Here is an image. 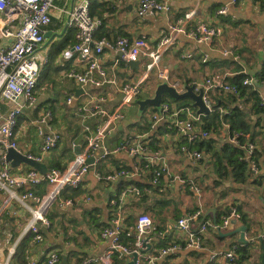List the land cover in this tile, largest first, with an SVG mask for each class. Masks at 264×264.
I'll list each match as a JSON object with an SVG mask.
<instances>
[{"label":"crops","instance_id":"0c3cea01","mask_svg":"<svg viewBox=\"0 0 264 264\" xmlns=\"http://www.w3.org/2000/svg\"><path fill=\"white\" fill-rule=\"evenodd\" d=\"M88 1L92 17L102 21V26L94 34V41L102 37L109 40L120 36L130 39L145 37L149 50L152 51L159 37L167 32L168 26L192 10L196 13L188 27L203 23L212 28L222 29L221 36L214 39L210 45H198L183 36L179 37L177 43L162 55V66L167 68L171 79L180 84L185 82L188 85L199 86L206 80H211L219 87L218 93L211 90L209 98L212 111L216 105L212 94L221 97L223 101L218 102L220 121L213 130L214 133L212 130L207 131L208 136L205 139L212 138V147L219 152L230 129L223 116L230 114V110L235 108L249 126V135L256 151L263 153L257 158L261 174L259 180L251 178L248 183H235L227 173L228 170L226 173L218 172L220 169L216 166L212 152L197 149L196 145L195 149L202 153L203 159L198 162L186 157L179 150L182 144L190 145L185 138L175 132H169L165 123H160L155 130H149V115L157 111L154 108H147L144 113L139 114L137 106L131 104L122 106L118 86L108 83V87H91L90 91L96 96L103 97L102 106L107 111L121 110L125 116L124 121L116 126L115 131L107 139L109 147H114L133 136L144 135L153 154L159 158L157 165L165 164L172 175L191 181L198 190L196 192L189 185H181L170 176H164L158 187L150 185L149 175L133 180L141 184L142 188H149L151 193L141 199H133L126 205L123 225H133L138 215L143 213L151 218L155 228L161 229L159 235L162 238L155 237L156 233L153 235L149 252L170 244L182 245L186 235L177 222L197 210H201L202 217L211 223L214 219L219 223L224 213L228 214L232 209L237 210L245 221L231 220L228 228L223 231L209 230L203 237L200 250L181 247L173 255L160 260V264H225L223 260L210 262V253L228 252L234 248L249 253V256H244L241 264H260V246L264 244V112H255L253 106L256 101L250 92L251 89L245 87L242 95L240 93L233 95L220 86L230 84L229 80L232 77L242 73L247 75L246 79H251L256 84L255 87L264 90V8L258 4L262 0H241L236 6L228 9L226 16L217 14L225 0H157L168 5L169 10L152 17L136 15L140 0ZM73 2L76 0L55 2L50 10L51 23L44 28L45 41L37 52L41 73L34 89L35 107H27L21 99L17 102L18 106L23 105V108L16 118L14 136L17 152L25 156L42 155V140L35 128L39 111L49 110L53 115L51 129L59 133L61 138L58 145L42 155V161L38 162L47 170L65 168L75 158L76 146L80 148V152L84 151L86 140L82 133L83 126L94 128L100 122L97 117L82 121L78 109L87 102L86 96L76 95L78 85L62 76L64 71L71 69L82 72L81 64L61 58L62 51L74 43L75 31L65 27V11ZM3 19L4 15L0 13V26ZM117 57L116 52L108 49L98 56L101 68L108 79H115L118 84H123L141 78L148 61L147 57L141 56L139 59L141 73L131 69L128 64L120 63L114 66ZM42 79H45L43 83ZM144 83H147L146 91L153 93L155 85L159 82L155 74L151 73ZM150 95L146 94L147 97ZM69 98L71 102L68 104ZM164 98L162 103H166L172 111L182 108L193 110L189 99H181L186 100L188 105L178 106L173 99L167 96ZM15 106L16 104L1 102L3 117ZM179 116L184 118L183 113ZM201 116L206 115H199V121L195 123L199 129L205 125V120ZM126 122L129 124L124 125ZM127 128H133V132H128ZM10 167L13 176L23 175L33 169L24 163L17 167L10 164ZM115 169L131 170V159L120 153L102 160L95 169L84 176L78 188L64 189L51 204L57 205L56 220L53 222L47 213L45 215L50 221V227L47 228L49 238L42 233L41 242L34 241L30 233L24 234L30 220L29 211L16 203L3 209L5 195L0 192V264H27L30 259L41 261L50 250L58 251L61 261L64 257L63 264L79 263L103 253L109 243L101 239L100 231L104 227L101 225L107 226L112 217L114 209L111 201L124 187H135L128 184L132 182L129 179L104 182L98 181L95 177L96 171L107 174ZM189 170L191 174L188 173ZM33 191L37 195H43L47 191V186L42 184ZM67 201H71V204H66ZM26 204L32 206L30 201ZM233 221H236L235 225L232 224ZM169 224L172 226L169 227ZM242 225L247 229L245 239L248 244L239 243V233L234 232ZM229 232L234 234L228 237L219 236V233ZM11 249L14 250L12 255L9 254ZM237 257H240V254H237ZM129 261L124 259L115 264H127Z\"/></svg>","mask_w":264,"mask_h":264},{"label":"built area","instance_id":"2783aa9c","mask_svg":"<svg viewBox=\"0 0 264 264\" xmlns=\"http://www.w3.org/2000/svg\"><path fill=\"white\" fill-rule=\"evenodd\" d=\"M58 1L61 0H0V13L4 15L3 24L0 26V99L16 104L5 117L0 107V192L5 195L2 208L7 209L12 203L26 208L30 213V220L24 234H32L36 242L43 240L40 227H50V221L45 215L59 194L64 189L78 188L84 176L90 170L95 169L100 161L120 153L131 159L132 169H115L107 174L96 171L95 177L98 181L114 182L120 179L133 181L151 174L150 185L158 187L164 176H170L173 181L181 185H189L192 190L198 192L191 181L172 175L165 164L157 165L159 158L153 154L144 135L133 136L114 147H109L107 139L115 131L116 126L124 121L125 116L121 110L107 111L102 106L103 97L91 93L90 88H99L106 83L118 86V92L122 96L121 104L127 106L132 99L140 98L144 82L151 73H154L159 83L166 82L177 93H182V85L178 81H173L167 68L162 66V55L177 43L179 37L183 36L198 45H210L222 34V29L212 28L203 23L188 27L196 13L192 10L168 26L167 32L159 37L152 51L149 50L145 37L130 39L120 36L114 40L102 37L94 41V34L102 26V21L92 17L88 0L73 2L65 11V27L75 31L74 43L62 51L61 58L81 64L82 72L71 69L64 71L62 76L74 81L86 96L87 102L78 109L82 121L97 117L100 122L94 128L83 126L82 133L86 140V147L63 170L51 168L46 173L40 174L30 169L23 175L13 176L10 162L7 160V152L9 149L18 151L14 128L23 105L18 106L17 102L21 99L27 107L34 108L36 105L34 89L41 73L37 52L45 41L44 28L51 23L50 10ZM240 1L225 0L217 14L226 16L228 9L236 6ZM258 4L264 8V0ZM168 10V5L157 0H140L136 15L152 17ZM106 49L118 54L114 66L120 63L139 62L141 56L147 57L148 61L141 78L135 82L123 84H118L115 79H108L98 60V56ZM243 86H248L258 92L260 105L264 108V90L255 87L256 84L251 79L244 80ZM199 87L200 85L196 86V90ZM214 87L216 85L211 80H206L201 87L202 100L210 111L212 108L209 93ZM220 87L233 95L237 94L236 86L222 84ZM70 102L71 98L67 99V103ZM182 113L184 118L179 116ZM52 120L53 115L49 110L39 111L35 120L36 132L42 140V155L53 150L61 138L59 133L51 129ZM198 121L199 115L193 110L182 108L172 111L166 103H162L159 112L149 115L148 126L149 130H155L160 123H165L169 132L183 136L190 144H182L179 147L180 152L199 162L203 159V155L192 145L199 138H207L208 133L200 132L196 128L195 123ZM249 138L248 134L231 131L227 134L224 143L234 145L241 150L239 162L247 165L254 180H259L260 168L254 156L256 147ZM42 155L39 157L28 155L27 157L41 162ZM89 159H92L91 164L88 163ZM42 184L47 186V191L43 195L35 194L33 189ZM150 193V189L146 187H124L111 201L114 209L112 217L108 225L100 231L101 239L109 243L107 249L100 255L89 257L75 264H115V261L129 259L132 254L138 257L136 264H160V260L165 256L173 255L181 247L200 250L205 233L209 230L223 231L228 228L231 220L241 218V215L232 209L229 214L221 217L220 223L214 225L202 217L201 210H197L185 215L177 222L186 235L182 245L170 244L157 251L149 252L147 246L150 247L151 235L155 231L151 218L147 214H140L134 224L128 226L123 225V219L125 207L131 200L141 199ZM28 201L32 203V206L26 204ZM66 204H71V201H67ZM124 239H132L133 245H125ZM13 253L14 250L11 249L9 254ZM237 259L235 248L228 252L212 251L209 255V261L213 263L223 260L225 264H239ZM27 264L63 263L58 251L50 250L43 260L30 259Z\"/></svg>","mask_w":264,"mask_h":264},{"label":"trees","instance_id":"16d2710c","mask_svg":"<svg viewBox=\"0 0 264 264\" xmlns=\"http://www.w3.org/2000/svg\"><path fill=\"white\" fill-rule=\"evenodd\" d=\"M246 78H247V75L242 74V73L238 74V75L232 77L229 80L230 84H228V85L236 86L237 87V94L240 93L241 95L246 90L245 87L251 89L250 92H251V94L253 95V97H254V99L256 101L255 105L253 106L255 108V112L262 113V112H264V108H263V106L260 105L259 98H258V92L256 90H253L252 88H250L248 86H243V81L246 80ZM213 91H215V93H218L219 92V87L218 86L214 87ZM210 96H211V91L209 93V97ZM212 99H213L214 103L216 101V105H214L213 111L211 112V114L206 115V116H201L203 118V120H205V125L200 126V129L197 128L200 132L201 131L202 132L203 131L207 132V131H210V130L213 131V130H215L217 128V125L219 124L220 120H219L218 108L220 107V105H218V102H219V100L221 101V103L223 101L221 100V97H218L216 94L215 95L212 94ZM173 101L176 102V104L178 106H182V105L186 106V105H188V102L186 100H173ZM237 112H236V109L234 108V109L230 110V114L228 113V114L223 116V120L225 122H227L229 124V126H230V129H229L228 133L231 132V131H237V132H242V133H245V134L249 135V126L246 124V122L242 118L241 114L239 115ZM213 133H214V131H213ZM249 137H250V135H249ZM249 140L252 142L251 137L249 138ZM212 141H213L212 138H210V139L199 138L196 141V143L194 145H192V146L195 148V145H196L197 149H201L202 148L206 152H212L213 155L215 156L216 166H217L218 169H220V170H218V172L220 174H221V171H225V173H226V170H228L227 173L231 176L232 180L235 183L244 184V183L250 182V179L252 178L250 170L248 169L246 164H244L242 162H239V160H238V158H239V156L241 154V150L238 147L234 146V145H231V144H228V143H223V145L219 149V152H216L215 148L212 147V143H213ZM261 155H263L262 152H259V151L255 150L254 156H255V158L257 160L258 166H259V162H258L257 158H259ZM55 169L63 170L64 168L63 169L62 168H55ZM150 176H151V174H149V178H150ZM251 182H252V180H251ZM253 182H256V181H253ZM128 184L129 185H135L136 187H141L142 186L141 184L137 183L136 181H132V182H130ZM224 215H227V213H224ZM240 220L245 222L243 217H242V215H241ZM101 226L105 227V224H103ZM161 232H162L161 229L156 227L155 231L151 235V238L154 237V236L158 237V238L159 237L162 238V236L159 235V233H161ZM123 243L125 245L132 246L133 245V240L132 239H124ZM242 251L243 250L236 248V254H238V255L240 254V257H238V259H237V262L239 264H241V262L243 261V258H245L244 256H249L248 251H243V253H242L243 255L241 254ZM117 262H119V261H115V263H117Z\"/></svg>","mask_w":264,"mask_h":264},{"label":"water","instance_id":"95a60500","mask_svg":"<svg viewBox=\"0 0 264 264\" xmlns=\"http://www.w3.org/2000/svg\"><path fill=\"white\" fill-rule=\"evenodd\" d=\"M128 65L130 66L131 69L139 71V62H131ZM181 85H182L183 92L177 93L176 90L170 85H168L166 82L158 83L155 85L152 95L145 97L143 99H140V98L132 99L129 103L131 105L137 106L138 113L142 114L147 110V108H154L156 111L159 112L161 109V104H162V100L164 96H167L173 100L189 99L191 101L190 107L193 110H195L197 115H208L210 113V110L208 107H206L205 103L202 100V95H203V91L201 88L202 84H200V87L198 90H196V84L188 85L187 83L183 82ZM101 87L102 88L108 87V83L105 85H102ZM75 92H76V95L83 94L82 89L75 90ZM119 96H120V99H122V96L121 95ZM127 124H129V122L124 123V125H127ZM74 153L75 155L80 154V148L78 146L74 148ZM7 160L10 162L12 167H17L20 163H24L32 167L33 169L39 171L42 174L46 173L47 171V168L44 165L39 164L38 162L32 159H29L27 156L15 150H12V149H9L7 152ZM88 163L91 164L92 159H89ZM213 224L214 225L217 224L215 219L213 220ZM232 224L235 225L236 221H233ZM168 226L170 227L172 225L169 224ZM40 231L47 238H49L47 228L40 227ZM246 231L247 229L244 225L237 227L236 230L234 231L235 233L237 232L239 233V243L241 244H248V241L245 239ZM166 233H165V236H166ZM233 234H234L233 232H229L226 234L219 233V236L228 237ZM149 248L150 247L147 246V249ZM260 251H261L260 264H264V244H261ZM62 259H63L62 262L64 263L65 262L64 257H62ZM137 259H138L137 255L132 254L129 257L130 261L127 264H136Z\"/></svg>","mask_w":264,"mask_h":264},{"label":"rangeland","instance_id":"374dc122","mask_svg":"<svg viewBox=\"0 0 264 264\" xmlns=\"http://www.w3.org/2000/svg\"><path fill=\"white\" fill-rule=\"evenodd\" d=\"M138 73H141V71H139ZM135 77H137V74L135 75ZM44 81H45V79H42V83H43ZM147 82H148V81H147ZM146 88H147V83H144V85H143V93H142V95L140 96L141 99L147 97V96H146L147 93H148V95L152 94L151 91H149V92L146 91ZM109 92H110V91H109ZM164 99H165V98H164ZM1 102H4V101L0 99V103H1ZM144 117H145V114H144ZM132 129H133V128H132ZM132 129L127 128V131L131 133V132H133ZM188 173L191 174V171L189 170ZM56 212H57V205H56V204H53V205L50 207L49 211L47 212V216H48V218H50L51 221H53V222L56 220Z\"/></svg>","mask_w":264,"mask_h":264}]
</instances>
